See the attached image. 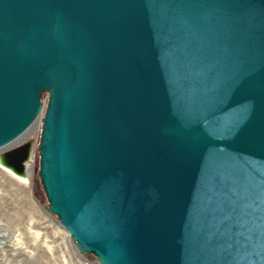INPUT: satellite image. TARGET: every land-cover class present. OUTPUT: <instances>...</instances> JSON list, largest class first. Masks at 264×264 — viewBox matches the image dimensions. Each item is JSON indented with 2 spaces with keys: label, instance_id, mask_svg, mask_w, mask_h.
Returning a JSON list of instances; mask_svg holds the SVG:
<instances>
[{
  "label": "water",
  "instance_id": "water-1",
  "mask_svg": "<svg viewBox=\"0 0 264 264\" xmlns=\"http://www.w3.org/2000/svg\"><path fill=\"white\" fill-rule=\"evenodd\" d=\"M41 111L43 208L80 253L264 264V0H0V148Z\"/></svg>",
  "mask_w": 264,
  "mask_h": 264
},
{
  "label": "rangeland",
  "instance_id": "rangeland-1",
  "mask_svg": "<svg viewBox=\"0 0 264 264\" xmlns=\"http://www.w3.org/2000/svg\"><path fill=\"white\" fill-rule=\"evenodd\" d=\"M45 106L47 93L42 92ZM41 111L23 135L0 152L32 141L27 179H19L0 166V264H98L92 253H80L47 204L37 175Z\"/></svg>",
  "mask_w": 264,
  "mask_h": 264
},
{
  "label": "bare ground",
  "instance_id": "bare-ground-1",
  "mask_svg": "<svg viewBox=\"0 0 264 264\" xmlns=\"http://www.w3.org/2000/svg\"><path fill=\"white\" fill-rule=\"evenodd\" d=\"M27 130V129H26ZM23 135V133L19 136V137H17L16 139H14L13 141H11L10 143H8V144H6L5 146H3V147H1L0 149H4V148H6V147H8V146H10V145H12L13 143H15L21 136ZM25 173H26V170H25ZM12 174V173H11ZM13 175V174H12ZM27 175V174H26ZM16 177V176H15ZM17 178H19V177H17ZM19 179H21V178H19ZM26 179H27V176H26Z\"/></svg>",
  "mask_w": 264,
  "mask_h": 264
},
{
  "label": "built area",
  "instance_id": "built-area-1",
  "mask_svg": "<svg viewBox=\"0 0 264 264\" xmlns=\"http://www.w3.org/2000/svg\"><path fill=\"white\" fill-rule=\"evenodd\" d=\"M32 152H31V156H30V158L27 160V161H25L24 162V168H25V170H26V172H27V170H28V167H29V164H30V162L32 161ZM27 176V175H26ZM26 179V178H25Z\"/></svg>",
  "mask_w": 264,
  "mask_h": 264
},
{
  "label": "trees",
  "instance_id": "trees-1",
  "mask_svg": "<svg viewBox=\"0 0 264 264\" xmlns=\"http://www.w3.org/2000/svg\"><path fill=\"white\" fill-rule=\"evenodd\" d=\"M43 191V190H42Z\"/></svg>",
  "mask_w": 264,
  "mask_h": 264
}]
</instances>
